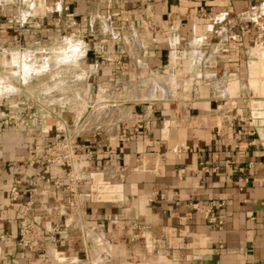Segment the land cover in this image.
Wrapping results in <instances>:
<instances>
[{
  "label": "crops",
  "instance_id": "0c3cea01",
  "mask_svg": "<svg viewBox=\"0 0 264 264\" xmlns=\"http://www.w3.org/2000/svg\"><path fill=\"white\" fill-rule=\"evenodd\" d=\"M64 4L101 90L147 81L164 95L131 93L118 123L104 263L264 264V0ZM3 168L0 263L21 264Z\"/></svg>",
  "mask_w": 264,
  "mask_h": 264
},
{
  "label": "rangeland",
  "instance_id": "374dc122",
  "mask_svg": "<svg viewBox=\"0 0 264 264\" xmlns=\"http://www.w3.org/2000/svg\"><path fill=\"white\" fill-rule=\"evenodd\" d=\"M82 25L64 0H0V169L14 175L5 206L20 211L21 264H105L118 123L131 93L164 96L147 81L101 90Z\"/></svg>",
  "mask_w": 264,
  "mask_h": 264
},
{
  "label": "built area",
  "instance_id": "2783aa9c",
  "mask_svg": "<svg viewBox=\"0 0 264 264\" xmlns=\"http://www.w3.org/2000/svg\"><path fill=\"white\" fill-rule=\"evenodd\" d=\"M264 42V40H263ZM125 136V134H124ZM206 215L208 217V221L210 224L216 225V226H220L222 224V221L219 218H216L215 216H213L210 211H206Z\"/></svg>",
  "mask_w": 264,
  "mask_h": 264
},
{
  "label": "bare ground",
  "instance_id": "6f19581e",
  "mask_svg": "<svg viewBox=\"0 0 264 264\" xmlns=\"http://www.w3.org/2000/svg\"><path fill=\"white\" fill-rule=\"evenodd\" d=\"M263 55H264V53H263ZM54 59V58H53ZM49 60V59H48ZM50 65H52V62L50 63ZM259 106H261L260 104H257V107H259Z\"/></svg>",
  "mask_w": 264,
  "mask_h": 264
}]
</instances>
